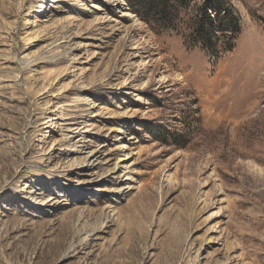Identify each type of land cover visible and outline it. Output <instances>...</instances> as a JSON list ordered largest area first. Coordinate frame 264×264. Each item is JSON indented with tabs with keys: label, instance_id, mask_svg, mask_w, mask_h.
<instances>
[{
	"label": "rangeland",
	"instance_id": "rangeland-1",
	"mask_svg": "<svg viewBox=\"0 0 264 264\" xmlns=\"http://www.w3.org/2000/svg\"><path fill=\"white\" fill-rule=\"evenodd\" d=\"M129 1L0 0V261L264 264V0L218 59Z\"/></svg>",
	"mask_w": 264,
	"mask_h": 264
},
{
	"label": "trees",
	"instance_id": "trees-1",
	"mask_svg": "<svg viewBox=\"0 0 264 264\" xmlns=\"http://www.w3.org/2000/svg\"><path fill=\"white\" fill-rule=\"evenodd\" d=\"M193 1L132 0L131 4L139 7V13L148 23L171 27L175 22L171 18L173 14L179 9H189ZM200 1L194 19L184 21V28L189 33L186 41L218 59L234 49V42L240 34V21L228 0Z\"/></svg>",
	"mask_w": 264,
	"mask_h": 264
},
{
	"label": "bare ground",
	"instance_id": "bare-ground-1",
	"mask_svg": "<svg viewBox=\"0 0 264 264\" xmlns=\"http://www.w3.org/2000/svg\"><path fill=\"white\" fill-rule=\"evenodd\" d=\"M59 1H61V0H50V2H52V3H57V2H59ZM30 35H32L31 33H26V37L27 36H30ZM37 37V36H36ZM36 37H34L33 39H36ZM31 38H28L27 40H25V41H28V40H30ZM37 58H40V56H38ZM40 60H42V59H40ZM35 61H37V59L35 58V59H33V60H29V61H23V70H25L26 68H28L29 66H30V64L31 63H33V62H35ZM16 80H18V76H15V81ZM63 106H65V107H69V106H71L70 104H67V103H65ZM49 126V128H52L53 126H52V124L51 123H49V124H47V127ZM122 149L124 148V147H121ZM27 169H25V171H26ZM60 175V174H59ZM23 177H25V174H21L20 176H19V178H17L16 179V181H18V180H20L21 178H23ZM15 181V183H17ZM0 264H4V263H0Z\"/></svg>",
	"mask_w": 264,
	"mask_h": 264
},
{
	"label": "water",
	"instance_id": "water-1",
	"mask_svg": "<svg viewBox=\"0 0 264 264\" xmlns=\"http://www.w3.org/2000/svg\"><path fill=\"white\" fill-rule=\"evenodd\" d=\"M0 263H2V262L0 261Z\"/></svg>",
	"mask_w": 264,
	"mask_h": 264
}]
</instances>
